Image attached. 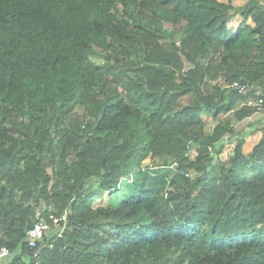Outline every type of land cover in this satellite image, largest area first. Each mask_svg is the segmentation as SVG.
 Wrapping results in <instances>:
<instances>
[{"label": "trees", "instance_id": "1", "mask_svg": "<svg viewBox=\"0 0 264 264\" xmlns=\"http://www.w3.org/2000/svg\"><path fill=\"white\" fill-rule=\"evenodd\" d=\"M241 82L263 87L264 0H0V264H264Z\"/></svg>", "mask_w": 264, "mask_h": 264}, {"label": "built area", "instance_id": "2", "mask_svg": "<svg viewBox=\"0 0 264 264\" xmlns=\"http://www.w3.org/2000/svg\"><path fill=\"white\" fill-rule=\"evenodd\" d=\"M232 87L237 91L239 95H248L252 93V96L245 102L246 107L253 109L254 113H262L264 112V83L263 87L245 83H234ZM254 93H253V92ZM148 168H154L152 163H148ZM66 220V215H62L61 217H55L53 215L50 216L51 224L59 226L60 222ZM64 225H62L63 228ZM48 229L47 223L38 222L35 223L28 231H27V245L30 248H33L37 245L38 241L42 240L46 234V230ZM10 254V251L7 247H0V261L3 260Z\"/></svg>", "mask_w": 264, "mask_h": 264}, {"label": "crops", "instance_id": "3", "mask_svg": "<svg viewBox=\"0 0 264 264\" xmlns=\"http://www.w3.org/2000/svg\"><path fill=\"white\" fill-rule=\"evenodd\" d=\"M216 1L222 2V3H228V2H230L231 5L234 6V7H241V6L245 5L248 2V0H216ZM241 21H242L241 15L240 14H234V15L230 16V18L227 20V23L226 24H227V27L230 30L233 31V30H235L239 26V24L241 23ZM246 24L247 25H250V26H254V22L251 20V18H248V20L246 21ZM262 113H264V112H262ZM262 113H254V114H252V116H250L247 119H245L243 121V123H246V121H252L254 124L259 125L258 127H263L264 122L261 121V116H259V114H262ZM255 114H258V116L255 117L254 116ZM254 124H252L251 128L252 129H255V131L253 133L249 134V136H246L245 137L244 146L247 145V140H248L249 137L256 136V141H258L260 139V137H262V134H263L262 131L260 130V128L255 127ZM254 143L252 144V146H254L256 144V143L255 144ZM230 145L232 147L234 146L233 143H231ZM244 146H243V151H244V153H246L245 152V149H244ZM252 146H250L248 148L251 149ZM225 147H227V145ZM250 149L247 151V153L250 152Z\"/></svg>", "mask_w": 264, "mask_h": 264}, {"label": "rangeland", "instance_id": "4", "mask_svg": "<svg viewBox=\"0 0 264 264\" xmlns=\"http://www.w3.org/2000/svg\"><path fill=\"white\" fill-rule=\"evenodd\" d=\"M254 116L256 117V116H258V114H255ZM259 116H261V121L264 122V113L259 114ZM204 117H205L206 121L208 122V124L210 125V124H211V121H210L211 119H210L209 115H208L207 113H204ZM210 126H211V125H210ZM251 129H252V128H251ZM248 136H249V135H248ZM260 139H261V137H260ZM260 139H259V140H260ZM259 140H258V141H259ZM255 141H256V136H251V137L248 138V140H247V145L244 146V149H245V152H246V153H247V151L250 149V148H248V147L252 146V144H253ZM258 141H256L255 143L257 144ZM255 143H254V144H255ZM256 144H255V145H256ZM255 145H254V146H255ZM254 146H252L251 149H252ZM246 149H247V150H246ZM251 149H250V151H251ZM232 150H233V147H232L230 144L227 145V147L224 148V150H223V152H222V154H221V159H222V161L226 162V161L228 160L229 155H230V153L232 152ZM148 163H152V162H150V160H148V159L144 161V165H145V166L148 165ZM130 193H131V192H130V184H129L127 181H123V182L121 183V186H120L119 191L116 192V193H113L112 196H110V197L105 196V197L102 199V202H103V201H107L109 198H110V199H116V200L119 199V202H120V201H122V200L128 198V197L130 196Z\"/></svg>", "mask_w": 264, "mask_h": 264}]
</instances>
